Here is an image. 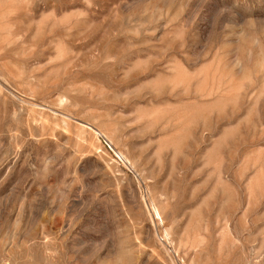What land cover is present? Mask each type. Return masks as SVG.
Here are the masks:
<instances>
[{
	"label": "rangeland",
	"instance_id": "1",
	"mask_svg": "<svg viewBox=\"0 0 264 264\" xmlns=\"http://www.w3.org/2000/svg\"><path fill=\"white\" fill-rule=\"evenodd\" d=\"M0 264H264V0H0Z\"/></svg>",
	"mask_w": 264,
	"mask_h": 264
}]
</instances>
